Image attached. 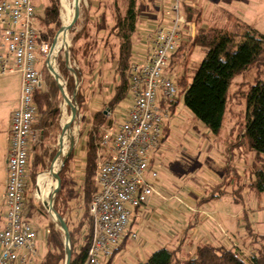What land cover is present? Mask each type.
<instances>
[{"label": "rangeland", "instance_id": "obj_1", "mask_svg": "<svg viewBox=\"0 0 264 264\" xmlns=\"http://www.w3.org/2000/svg\"><path fill=\"white\" fill-rule=\"evenodd\" d=\"M112 1L113 0H80L79 16L80 18L81 16L82 18L88 17L91 22L97 25L100 24L98 26L100 30L101 28L102 30H106L107 26L112 23V9H110L113 5ZM117 1L120 8L122 10L125 9L127 6V0ZM181 1L184 2V4H187L190 0ZM74 2L75 0H71L72 4L70 5L71 14H73V16L75 15ZM34 3V5L38 6V12H43L45 6H47L48 0H34ZM137 3L140 28L136 37H134L136 42L133 51L134 61L143 59L150 47L149 42L153 37V31L157 28V25H154L157 23V19L162 18L160 20L161 24L168 22L167 20L171 18V14L169 12L171 3L170 0H137ZM59 4L61 7L59 15L61 23L60 28L64 29L63 24L66 27L68 15L66 9L62 8L61 0H59ZM222 8L226 9L223 10ZM194 10L197 12L202 11L203 19H201V22L199 23L204 24H195V32L197 31V27L208 28L209 30L224 28L229 29L230 31L240 32V30L244 28V25H250L251 27L257 29L260 34L264 35V0H234L232 5H229L228 8L226 5L220 4L216 8L213 7L205 10ZM85 11L88 12L87 15L84 14ZM195 11H193V13H195ZM61 12L63 13V21ZM143 21H151V23L146 25ZM60 28L53 26L52 32L49 31L48 36L53 40L60 31ZM81 28V24H75L71 28L72 30L69 32L70 43H64V47L59 50V58L57 60V68L63 78L62 80L65 82L67 90L66 94L69 96L70 100H72L74 95L69 91V80L71 81L72 77H74V85L76 86L75 91L81 87L82 92V97L79 101H77V98L75 101H71V103H73L72 105H75V107L78 108V116H76L77 119H75L74 123H70L72 116L67 113V120L64 125V127L67 125L70 126L67 129L69 131H74L75 125L79 128L77 138L74 141L75 148L73 151L75 152V160L72 164L73 172L72 168L70 169L71 183L67 185V191L63 194V198L65 197L72 200H70V207L73 208V219H78L80 213H82L81 210L78 214L77 205L79 204L78 202L80 199H82L83 194L86 144L88 142L89 133L92 130L91 128H93V116L95 112L100 110H105L106 116V112L109 111V109H107V103L112 96V89L114 88L115 81H117L119 77L116 60L109 63L107 59H102L101 64H99L94 61L92 55L87 57V59L83 62L84 66H82L79 62H71V49L73 45L72 40L74 34L77 31H80ZM153 28H155V30ZM63 35L64 31H61L58 36L57 44L62 41ZM187 39L190 38L187 37ZM111 42L112 46H114V40ZM67 48V52L70 56V63L68 66H65L69 70V73H67L68 75L62 71L61 67L62 60L66 61L65 51L62 50ZM60 51L62 52L60 53ZM185 51L184 58L179 60L180 63H178L177 60L175 61L176 70L174 73L169 72V75L172 76L174 80L177 78L180 79L182 74L185 73L188 75V78H190V74L193 70L197 69L201 60L205 56L200 49H197L194 55L191 54L192 51ZM75 69L80 70L83 73L81 84H79V81L76 79L77 76ZM257 71L258 67L255 65L250 69V71L234 80L228 97V110H226L227 114L225 122L223 123L224 126L218 136L213 135L204 125L194 118L193 114L185 107L183 96L178 97L179 99L177 100H179V103L176 107L170 125V137L164 144L162 150L163 153L161 155H156L158 163L155 164L163 165V168H156V172L158 173L157 182L161 181V179L164 180V177L174 181L178 187L176 194H178L181 202H183L188 208L186 210L183 208V212L186 214L188 213L189 215H192L190 214L192 209L197 208V204L194 202H196L200 196L203 197L202 194H205L206 191L208 192V195L212 193L213 188L220 182V180H218L219 177L214 173L217 171V165H223L226 168V173L228 174L230 171L229 165L232 170L234 169L236 171V189L238 190L240 188L242 190L243 204L232 203L231 205V202L227 200L229 196H225L220 199H213L212 201L210 200L211 202H206V205L204 204L203 208L206 209L208 213L206 212V215L201 216H203L205 221H207L204 224V227L207 228L208 225H210L214 229V233L218 239L222 234V239L226 242V244L224 242H217L215 245H225L229 248L231 247L229 244L233 245L236 243L241 247L243 257H245V259L252 257L256 249L264 245V193L259 194L252 188V184L255 183V175L252 171V167L255 165V161H253L255 155L251 153L246 146H243L242 149H236L234 147L232 148V145L237 141L240 130L244 127V122L246 120V100L244 97L249 90L250 85L254 83L258 77ZM54 79L55 78L52 74L46 70L44 80L45 85L41 91L49 93L50 86L54 85V83L59 86L58 82ZM20 81L21 75L19 73L9 76H0L1 150H6L7 148V132H9L8 130L11 125L10 119L20 102ZM59 92L57 96L51 100V109H55V115L50 117L48 113L46 118L40 114L37 118L38 120L35 124L34 130L40 134V142L32 147L30 153V161L32 163L35 161L36 155H40V157H43L45 165L43 169H38V174L35 176V182H33L34 185L29 179L28 192L26 194L28 203L30 201H33V203L36 204L41 203L44 208V212L42 210V212L31 211L30 209L26 211L27 213H31V224L38 232V256L35 264H42L44 262L43 257L47 252V248L45 246V239L47 237L46 232L49 228L50 222H54L48 208H46L47 206L44 205L46 202L43 203V201L38 199L36 195L38 193L41 194L40 185H43L42 181H44L46 176L50 173L51 166L56 163V161H54L55 158L52 159L50 155L58 152L59 141H61L60 153L68 147L66 143V131H62L63 126L61 124L63 109L62 104H64V99L62 94ZM130 104V95H128L124 102H121V104L117 107L114 118L108 119L106 116L107 124L105 128L115 131L116 127L123 124L130 112ZM69 112H71L70 109ZM45 122H49L50 124L45 125ZM102 128H104V126L100 127L99 132L96 134V145H98V141H100L101 136L105 133V128L104 130ZM75 133L76 132L73 134L74 136ZM70 146L71 143L69 142V149ZM69 149L65 155L68 154ZM8 152L10 153V146ZM65 155L62 157V160L58 162L59 167H61L62 161H64L66 157ZM1 162L2 161L0 160V214L3 213V209L5 208L1 200V196L3 195V184L1 181L3 174L1 170H3V165H1ZM165 165H176V167L173 168L174 170L169 168L165 170ZM181 165H185V167ZM59 170L60 169L58 168V171ZM163 171H165L166 176H163ZM231 176L234 177L233 175ZM52 181L53 179L50 180V182ZM56 187L57 183L52 189L53 193ZM231 189H228V191L232 192L233 190ZM169 194L171 193H168L167 195ZM188 194L190 195L188 196ZM207 194L204 195V197L207 196ZM50 195L51 199L53 195ZM79 206H81V204ZM193 212L194 211L191 213ZM245 213H247V217L245 216ZM246 218H248V220H246ZM135 226V229H137V225ZM56 229H60L57 224ZM134 232L136 234L138 233L137 230H134ZM146 235L150 234L146 233L145 238ZM227 242L229 244H227ZM138 244H140L138 240H130L127 246L115 255L112 264H137L139 254H141Z\"/></svg>", "mask_w": 264, "mask_h": 264}, {"label": "built area", "instance_id": "obj_2", "mask_svg": "<svg viewBox=\"0 0 264 264\" xmlns=\"http://www.w3.org/2000/svg\"><path fill=\"white\" fill-rule=\"evenodd\" d=\"M34 4V0H0V76L21 75L20 102L10 119L0 264L36 263L38 232L24 217L30 153L40 142L34 130L40 115L35 96L44 88L46 70L67 91L57 68L59 53L54 55L63 30L53 40L46 35ZM169 12L170 20L155 30L146 59L132 64L128 117L115 131L104 127L98 141L97 190L88 205L93 235L84 264H106L127 238L136 240L137 234L129 230L133 210L160 195L153 185L158 173L152 169V154L163 145L164 125L172 120L170 103L179 92L168 74L169 62L181 43L196 34V25L182 12L181 0H174ZM110 114L106 112L108 118ZM36 196L40 199L39 193ZM230 246L243 255L239 245Z\"/></svg>", "mask_w": 264, "mask_h": 264}, {"label": "trees", "instance_id": "obj_3", "mask_svg": "<svg viewBox=\"0 0 264 264\" xmlns=\"http://www.w3.org/2000/svg\"><path fill=\"white\" fill-rule=\"evenodd\" d=\"M90 2V1H89ZM112 5V23L101 30L98 28L100 24H95L88 17L79 18L77 25L81 24V30L77 31L73 37V45L71 49V62L80 63L87 57L93 55L95 62L101 64L102 59H107L109 63L116 60L119 72L118 80L115 85L108 103L107 109L112 112L121 102H124L130 91V70L133 64V50L137 32H139V14L137 0H127L125 9H121L118 1L113 0ZM182 2V1H181ZM182 2V12L186 19L197 25H204L200 20L203 19L202 11L197 12L188 4ZM60 4L59 0H48L44 11L39 12V24L48 35L52 32L53 26L60 28ZM195 11V13H193ZM88 14L87 11L84 13ZM195 14V15H194ZM62 16V15H61ZM74 19L73 14L71 15ZM63 21V16H62ZM159 26V25H158ZM244 28L238 31H230L229 29L216 28L209 30L208 28L197 27L196 34L193 38L185 39L178 49L171 55L169 62L168 74L174 73L176 70V60L180 63V59L184 58L185 50L192 51L194 55L197 49L204 53L196 70L188 75L182 76L173 81L179 89L175 100L170 103V111L173 117L176 107L179 103L178 97H184V105L193 114L194 118L204 125L213 135L218 136L224 126L225 117L228 110V101L231 85L234 80L246 72L250 71L253 66L258 67V77L255 82L250 85L245 95L246 100V120L244 127L240 130L237 141L232 148L242 149L243 146L249 149L255 155L253 161L255 165L252 167L255 175V183L252 188L259 194L264 193V35L251 27L244 25ZM44 28V29H43ZM48 30V31H46ZM242 31V32H241ZM114 40V46H112ZM109 53V54H108ZM181 58H180V57ZM183 56V57H182ZM67 62L62 60V71L68 75L69 70ZM260 70V71H259ZM77 80L82 83L83 73L76 70ZM74 77L69 79V91L74 94L76 86L74 85ZM77 101L82 97L81 87L77 89ZM59 86L56 83L50 86V92L39 91L36 93L35 101L39 108L40 114L47 118V114L52 117L55 115V109L52 108L51 100L56 97L59 92ZM72 101V100H70ZM70 104V103H69ZM68 104V105H69ZM71 105L68 107V114L72 116ZM76 119V118H75ZM75 119H70V123H74ZM46 121V120H45ZM93 128L89 133L88 142L86 144V158L83 182L82 199L77 205L78 219H73V208L70 207V200L63 198V194L67 191V185L71 183L70 169L73 172V162L75 160V152L73 151L62 170L60 171L61 188L55 197L54 210L66 220L70 233V244L72 256L70 264H84L86 256L92 242L93 220L89 214V204L94 192H96L95 168L97 162L98 145H96L97 133L100 127L106 126L105 110L94 113ZM170 122L164 125L163 136L167 138V132L170 130ZM45 125L50 124L45 122ZM44 125V126H45ZM163 139V142H164ZM57 153H52L50 157L54 159ZM44 159L40 155H36L35 161L29 163V173L31 183L35 182V176L38 169H43ZM48 169V168H47ZM57 172V171H56ZM34 185V183H33ZM53 186L50 182L46 191ZM219 188L214 189L207 200L214 198ZM53 193V191H52ZM51 193V194H52ZM234 200L238 204H243L242 190H235ZM82 200V201H81ZM81 204V206H79ZM43 211L41 203H33L30 201L25 206L24 217L31 222V213L27 210ZM42 210V211H41ZM44 212V211H43ZM73 215V216H72ZM247 213H245V216ZM247 217V216H246ZM248 220V218H246ZM46 248L47 252L43 257L42 264H65V235L60 229H56V223L50 222L46 232ZM118 248L113 255L118 254ZM178 250H170L168 248H160L151 253L148 260L143 264H264V245L257 248L254 255L245 259L243 255L233 248L225 245L205 244L198 247L195 255L181 258ZM111 258L106 264H112Z\"/></svg>", "mask_w": 264, "mask_h": 264}, {"label": "crops", "instance_id": "obj_4", "mask_svg": "<svg viewBox=\"0 0 264 264\" xmlns=\"http://www.w3.org/2000/svg\"><path fill=\"white\" fill-rule=\"evenodd\" d=\"M165 1H168V0H165ZM170 1H171L170 3V10H171L174 0H170ZM190 1L187 2L189 7H192L196 10H205V9H210L213 7L216 8L220 4L226 5L228 8L229 5H232L234 0H193V1L190 0ZM222 9L225 10L226 8H222ZM161 19L162 18H158L157 23H155L154 25H157V27H159L158 25H160ZM169 19L167 21H169ZM143 23L147 25V24H150L151 21H146V22L143 21ZM161 24H164V23H161ZM153 29L155 30V28ZM154 33L155 31H153V36H154ZM152 41H153V38L150 39V42H149L150 47L148 48L143 59L135 60V61L133 60V62H141L146 59L147 54L150 52L149 50L151 49ZM133 55H134V52H133ZM130 108H131V104H130ZM116 109L117 108L112 110L108 119L114 118ZM171 122L172 120L170 121L168 126L171 125ZM8 131L10 132V127ZM9 132H7L8 141L6 138V141H7L6 150L0 149V160L2 161L1 165H3V170H1L3 172L2 178H1V181L3 184V195L1 196V200L3 204H4L3 196L5 194V186H6L5 183L7 181V171L6 170H7V158L9 155L8 151H9V145H10V141H9L10 133ZM167 135L168 136L167 138L164 139L162 147L158 151L152 154V169L154 171H157L156 170L157 167L163 168V165H155L156 163H158L156 155H161L163 153L162 150H163L164 144L170 137V130L167 132ZM66 143L69 147L68 141ZM68 147H66V149ZM181 166L185 167V165H181ZM174 167H176V165H165L164 169L167 170V168H169L171 170H174L173 169ZM216 169L217 171L214 173L216 176L219 177L218 180H220V182L216 184V186L213 188V191L216 188H219V190L216 193V196L214 198H210V200L212 201L213 199H217V198L220 199L225 196H229L227 200L231 202V205L232 203L236 204V201L234 200L235 190L237 186L236 185V174H235L236 171L234 169L232 170L230 165H229V170H230L229 174L226 173L225 171L226 168L223 165H217ZM162 174L163 176L164 175L166 176L165 171H163ZM48 175L46 176L44 181L48 179ZM184 175H185V171H184ZM231 175H233L234 177H232ZM157 179L153 182V185L156 188L155 190H157L160 195H153L149 199L147 204L143 205L142 207L136 210H133L134 215L132 216L131 226L129 230L131 233H134V234H136L134 230H137L138 232L137 233L138 238L136 240L140 242V244L138 245H139V251L141 252V254H139L137 264L145 263L150 257L151 253H153L154 251L156 252V250L160 248H164V247L170 250H178L177 252L178 255L181 258H185L188 256L195 255L196 253L195 251H197L198 247L201 245H205V244L215 245L217 242L218 243L224 242L226 244V242L223 241L222 239V234H221V237H219L218 239V237L214 233L215 232L214 229L210 225H208L207 228L204 227V224L207 221H205V218L201 215H206L207 211L203 207L206 202H211L210 200H207V197H209L211 193L208 195L207 194L208 192L206 191L205 194H202L203 197L200 196V198L196 202H194L197 204V208H194L197 212L191 213L192 212L191 211L190 214L192 215H189L188 213L186 214L183 212V208L184 210L188 208L183 202H181L180 198L178 197V194H176V190L178 189V187L176 186L174 181L171 179H166V177H164V180L161 179V181H158V182H157ZM46 186H45L44 191L41 192L40 194L41 196L45 194ZM228 189L229 190L231 189L233 191L229 192ZM168 193H171L169 194L171 196L167 195ZM206 194L207 196L204 197V195ZM189 195L190 194H188V196ZM5 211L6 210L3 209V213L0 214V228L3 227ZM135 225H137L138 227L137 229H135L136 228ZM146 233L150 234V235H146L147 239L145 238ZM130 240L132 239L127 238L123 242V244L120 246V250L118 251V253L127 246ZM227 244L229 243L227 242Z\"/></svg>", "mask_w": 264, "mask_h": 264}, {"label": "water", "instance_id": "obj_5", "mask_svg": "<svg viewBox=\"0 0 264 264\" xmlns=\"http://www.w3.org/2000/svg\"><path fill=\"white\" fill-rule=\"evenodd\" d=\"M79 2H80V0H75V15H74V19H73V21H72V24H71V27L69 28V31L71 30V28L77 23V21H78V19L80 18V4H79ZM61 30H63L64 31V29H62L61 28ZM65 59H66V62H67V65H69V63H70V56H69V53L67 52L66 54H65ZM56 79L58 80H60V76L59 75H56ZM59 90H60V92L59 93H61L62 94V97H63V99H68L67 98V95H66V93H65V90H64V88L61 86V85H59ZM76 91H77V89H76ZM76 91H74L75 93H74V95H73V97H72V100L73 101H75L76 100V94H77V92ZM73 103H71V101H70V104L69 105H71V113H72V119H75V118H77L76 116H78V108H76L75 107V105H72ZM80 112V111H79ZM70 126L69 125H67L66 127H64L63 129H62V131L64 132V130H66V129H68ZM71 143V146H70V149H69V152H68V154L67 155H65L66 157H65V159H64V161H62V165H61V167L59 168L60 170L55 174V178H56V182H58V185H57V187H56V189H55V191H54V193H52V198L50 199V201H49V203H45L44 205L45 206H47L46 208H48L49 210L51 209L52 210V212L55 214V216L57 217V219L55 220V219H53L54 220V222L57 224V226H59L60 227V229H61V231L64 233V235H65V252H66V262H65V264H70V262H71V256H72V250H71V245H69L70 244V233L68 232L69 231V228H68V226H67V223H66V220H64V218H62L55 210H54V201H55V197H56V195L59 193V191H60V188H61V177H60V171L62 170L61 168H63V166H64V164L66 163V161L68 160V158H69V155H71V153L73 152V150H74V148H75V142H74V140L72 141V142H70ZM59 149H58V152H57V154L55 155L56 157H55V159H54V161L60 156V151H61V141H59ZM51 168H52V166H51ZM52 171V169H50V172ZM50 206V207H49ZM48 210V211H49ZM49 213H50V211H49Z\"/></svg>", "mask_w": 264, "mask_h": 264}, {"label": "bare ground", "instance_id": "obj_6", "mask_svg": "<svg viewBox=\"0 0 264 264\" xmlns=\"http://www.w3.org/2000/svg\"><path fill=\"white\" fill-rule=\"evenodd\" d=\"M61 4H62V8H65L66 11H67L68 20H67L66 27L63 24V27H64V35L62 36L63 39H62V41H60L59 44L56 45L55 50H54V53H55L54 55L58 54L59 50L64 47V43H66V44L70 43L69 32H67V31H69V28L71 27V24H72V21H73V17L71 16L72 14H71V6H70L72 3H71V0H61ZM67 98L68 99H66V98L64 99V104H62L63 105V109H62L61 124H62L63 128H64V125H65L66 120H67L66 117H67L68 107H69L68 104L70 103V98H69L68 95H67ZM78 129H79L78 126L75 125L74 131H69L67 129L65 130L66 131V139H67L68 143L72 142L73 140L74 141L76 140ZM74 132H76L75 136L73 135ZM68 149H69V147L67 149H64L63 152H61L60 156L55 160L56 163L51 168L52 171L49 173L48 179L43 181V185L42 186L40 185L41 192H43L44 189H45L46 184L49 183L51 179H53V181H52L53 182V186L51 188H49L45 192V194H43L42 197H41V195L39 193L40 199L43 201V203L44 202H46V203L49 202V199H50V196H51L50 194L52 193V189H53L54 185L56 183L58 185V182H56L57 180L55 178V174L58 172V168H60L58 162L62 160V157L67 153ZM50 215L52 216V219H55V220L57 219V217L55 216V214L52 212L51 209H50Z\"/></svg>", "mask_w": 264, "mask_h": 264}]
</instances>
